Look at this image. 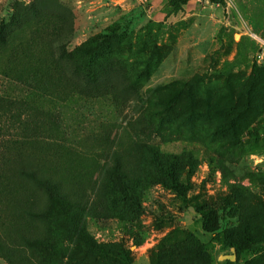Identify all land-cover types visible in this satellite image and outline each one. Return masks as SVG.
Instances as JSON below:
<instances>
[{"label":"rangeland","instance_id":"1","mask_svg":"<svg viewBox=\"0 0 264 264\" xmlns=\"http://www.w3.org/2000/svg\"><path fill=\"white\" fill-rule=\"evenodd\" d=\"M1 19L13 48L0 52L1 105L27 112L46 145L68 143L69 103L64 120L81 136L65 162L88 191L103 157L85 152L93 140L83 135L102 128L192 158L178 192L143 183L131 203L99 199L101 213L86 214L99 243L121 244L133 264H264V253L218 260L264 236V0H190L178 11L166 0H0ZM172 89L180 100L161 120L154 95Z\"/></svg>","mask_w":264,"mask_h":264},{"label":"trees","instance_id":"2","mask_svg":"<svg viewBox=\"0 0 264 264\" xmlns=\"http://www.w3.org/2000/svg\"><path fill=\"white\" fill-rule=\"evenodd\" d=\"M166 1L178 11L190 0ZM208 1L224 4V0ZM5 32L6 26L1 19L0 52L11 53L13 48ZM76 50L93 55L83 46L76 47ZM79 65L84 66V62L81 61ZM179 91L172 89L156 93L154 98L159 108L155 111L148 107V118H151L153 111L161 120L169 118L180 100ZM81 94L84 95V92ZM5 97V93L1 92L0 259L8 264H34V260L45 264L47 257L63 264H133L129 250L121 244L99 243L88 232L86 214L101 213L102 208L96 203L102 197L112 201L113 206L136 201L133 193L143 183L160 184L175 192L180 191L179 174L186 168L182 160L193 163L192 158L187 154L183 157L162 153L151 141L141 140L139 134L130 136L127 129L120 136L110 138L103 134L102 128L96 134L83 135L84 139L88 136L93 140L92 147H85V152L103 157V162L97 164V177L91 181L93 185L88 191V181L74 177L73 167H68L65 162L67 158L70 159L69 154L78 143V135L81 136L79 130L73 129V124L65 121L69 119L67 115L71 105L67 103L62 106L66 112L61 113L65 115L62 123L68 130L66 133L63 131L62 135L68 139V143H64L62 137L59 142L49 139L44 145L27 112L22 115L18 109L9 110L1 105ZM21 100L22 96L19 103ZM110 101L115 103L113 98ZM70 129L74 134L69 132ZM76 154L82 153L76 151ZM23 222H28V228L24 227ZM58 238L67 245L58 246ZM232 247L236 249L237 257L264 253V236L246 238Z\"/></svg>","mask_w":264,"mask_h":264},{"label":"water","instance_id":"3","mask_svg":"<svg viewBox=\"0 0 264 264\" xmlns=\"http://www.w3.org/2000/svg\"><path fill=\"white\" fill-rule=\"evenodd\" d=\"M230 253L229 255H221L218 257L219 261H231L234 262L236 261L237 255H236V249L234 247L230 248Z\"/></svg>","mask_w":264,"mask_h":264},{"label":"built area","instance_id":"4","mask_svg":"<svg viewBox=\"0 0 264 264\" xmlns=\"http://www.w3.org/2000/svg\"><path fill=\"white\" fill-rule=\"evenodd\" d=\"M258 40L260 41L261 39L258 38Z\"/></svg>","mask_w":264,"mask_h":264}]
</instances>
